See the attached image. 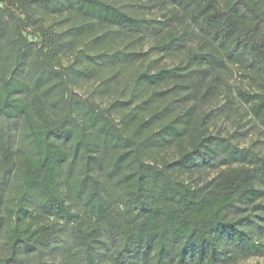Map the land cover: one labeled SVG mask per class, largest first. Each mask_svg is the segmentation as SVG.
Instances as JSON below:
<instances>
[{"label":"trees","instance_id":"trees-1","mask_svg":"<svg viewBox=\"0 0 264 264\" xmlns=\"http://www.w3.org/2000/svg\"><path fill=\"white\" fill-rule=\"evenodd\" d=\"M155 2L172 6L163 20L106 0H0V264H99L103 251L111 264H229L263 252L264 156L196 113L232 64L255 76L237 94L264 128L263 0ZM129 35L155 43L114 49ZM183 50L173 68L145 66ZM101 75L100 96L118 95L107 107L74 90ZM205 167L215 176L186 180Z\"/></svg>","mask_w":264,"mask_h":264},{"label":"rangeland","instance_id":"rangeland-1","mask_svg":"<svg viewBox=\"0 0 264 264\" xmlns=\"http://www.w3.org/2000/svg\"><path fill=\"white\" fill-rule=\"evenodd\" d=\"M107 2L115 5L121 10L136 15L139 17H146L150 19L163 20L165 15H169L172 9L171 5H165L157 3L155 0H106ZM264 9V0L262 2ZM41 23L45 26H51L54 21L49 17H43ZM189 24L183 25L187 27ZM58 29V27H56ZM193 32L194 28L189 27ZM59 30V29H58ZM198 42V38L193 34L189 46L195 48ZM155 43L153 37H137V36H123L117 40L114 44V49L128 50L130 52H143L150 51L151 47ZM187 51L170 54L160 55L157 53H151L149 60L145 63V66L151 65L155 70L159 67L173 68L178 65L186 56ZM74 63V59L69 54L63 58L64 65H70ZM210 74H204L202 76H209ZM201 76V77H202ZM109 78L108 75H101L99 78L80 82L75 86L74 90L85 98H91L100 102L102 107H107L118 95L110 90L104 96H100L97 88L100 86L102 79ZM213 81L211 78L204 80L202 88L203 91L206 84L212 81L213 95L206 99L204 102L192 100V103H197L196 113H210L211 119L208 122L209 132L213 136H219L223 139H229L232 144L238 146L240 149L253 148L257 153L264 156V128L250 116L248 108L244 105L239 97V90H254L256 88V81L254 75L249 74L241 67L228 64L226 68L219 70L214 74ZM190 103L189 105H192ZM21 122L12 123L10 130L12 135L18 139L21 132ZM169 155L172 151L168 152ZM216 174L215 171L205 167L193 172L190 176H186L188 182L194 184H202ZM259 240H257L258 242ZM264 243V241H263ZM104 252V257L99 264H111L110 253ZM47 262H55L56 264H63L64 259L62 255H48L45 256ZM264 263V250L259 255L244 256L237 254L236 257L229 264H263Z\"/></svg>","mask_w":264,"mask_h":264}]
</instances>
